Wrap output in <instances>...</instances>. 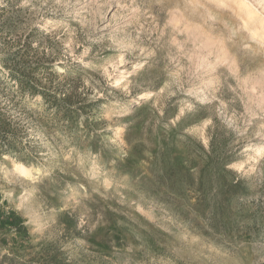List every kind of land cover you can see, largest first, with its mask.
<instances>
[{
    "label": "clouds",
    "instance_id": "clouds-1",
    "mask_svg": "<svg viewBox=\"0 0 264 264\" xmlns=\"http://www.w3.org/2000/svg\"><path fill=\"white\" fill-rule=\"evenodd\" d=\"M0 264H264V0H0Z\"/></svg>",
    "mask_w": 264,
    "mask_h": 264
},
{
    "label": "rangeland",
    "instance_id": "rangeland-1",
    "mask_svg": "<svg viewBox=\"0 0 264 264\" xmlns=\"http://www.w3.org/2000/svg\"><path fill=\"white\" fill-rule=\"evenodd\" d=\"M17 19L15 16H10L7 20L4 21V26L8 28L14 27V20Z\"/></svg>",
    "mask_w": 264,
    "mask_h": 264
}]
</instances>
